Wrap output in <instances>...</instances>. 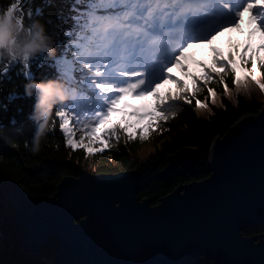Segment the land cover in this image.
Listing matches in <instances>:
<instances>
[{"label":"water","instance_id":"obj_1","mask_svg":"<svg viewBox=\"0 0 264 264\" xmlns=\"http://www.w3.org/2000/svg\"><path fill=\"white\" fill-rule=\"evenodd\" d=\"M260 116L264 107L258 114L242 117L214 140L210 176L180 184L155 205L138 196L147 178L136 170L93 173L79 167V175L64 177L51 198L29 193L13 177L1 180V196L15 210L14 222L23 229L19 246L39 256L56 237L62 250L53 261L60 264H168L198 257L211 264H264V235L244 234L264 224ZM199 158V149L185 147L169 157L160 176L169 180L177 170L186 176ZM113 196L120 197L114 205L110 203ZM113 207L121 210L113 212ZM84 220L87 223L82 225Z\"/></svg>","mask_w":264,"mask_h":264},{"label":"snow or ice","instance_id":"obj_2","mask_svg":"<svg viewBox=\"0 0 264 264\" xmlns=\"http://www.w3.org/2000/svg\"><path fill=\"white\" fill-rule=\"evenodd\" d=\"M22 4L23 0H20L12 5V9L21 8ZM245 9L253 12L251 19L257 22V29L264 32V0H73V6L65 18L66 22L71 20V25L65 29L66 39L59 43V51L48 63L55 74L53 79L66 82L74 90L71 99L58 106V110L52 111L50 116L59 118L58 128L66 135L69 148L83 147L92 154L97 144L103 150L110 146L114 138L119 141L122 133H127L126 139H135L136 135L128 133L127 127L112 120L113 113L121 111L117 106L129 96L139 99L155 97L154 109L140 113L141 119L153 118L146 129L137 130L141 139H147L146 130L159 127L161 122L175 116L177 102L191 103L189 97L202 91L200 85L209 84L214 76L221 77L225 92L228 91V85L223 76L229 72L233 74L237 86L250 79L264 90V71H261L264 69V56L259 54V51H264V45L251 54L249 45L241 50L238 43L233 44L227 56L216 52L212 65L201 62L205 69L203 74L189 73L191 86L173 72L176 65L187 72V65L182 64L181 58L193 44L211 43L226 29L240 28ZM39 59L34 56L26 57L23 61H8V65L0 72V91L3 90L5 78L10 79L8 73L13 62L19 65L20 74L27 80H34L36 77L32 65L34 60L38 62ZM37 66L42 65L37 63ZM169 81L175 83L176 90H167L162 96L159 89ZM207 91L215 102V90L209 87ZM196 104L206 107L199 100ZM260 120L264 140V116H260ZM110 123L111 128L100 132ZM70 125H74V128ZM76 130L82 133L79 141L74 139ZM214 151L216 155L218 142ZM17 195L26 199L21 192ZM117 199L120 197L113 196L110 203L114 205ZM123 206L124 201L121 200ZM120 210L112 208L113 212ZM86 223L87 220H84L82 225ZM13 264L60 262L21 259ZM64 264L112 262L73 261ZM127 264L152 262L132 261ZM168 264H209V261L193 258Z\"/></svg>","mask_w":264,"mask_h":264},{"label":"trees","instance_id":"obj_3","mask_svg":"<svg viewBox=\"0 0 264 264\" xmlns=\"http://www.w3.org/2000/svg\"><path fill=\"white\" fill-rule=\"evenodd\" d=\"M13 2L14 0H0V8H7ZM15 2L19 3L20 0ZM72 6L73 0H23L19 10L25 24L32 19H39L47 26V33L55 39L59 51V43L66 39L65 29L71 25V20L66 22L65 18L69 15ZM251 37L240 47L243 50L249 45V54L254 50L259 51L262 46L255 42L254 33ZM230 50H232L231 45L227 48L228 53ZM215 54V51L209 49L207 55L202 54L193 64H188L183 59L182 64L187 65V72L182 71L179 65L174 73L191 86L192 78L189 73L203 74L205 69L201 62L212 65ZM259 54L264 56V51H259ZM37 57H40L39 61L34 60L32 65L36 77L34 80L54 78L53 69L48 66L51 58L46 54ZM37 63L42 66H37ZM6 65H8L7 60L0 62V72ZM248 67L251 68V65L249 64ZM8 77L10 79L5 78L3 90L0 91V126H3V133L0 134V183L5 178L13 177L29 193L50 198L54 196L58 184L64 177L78 176L79 167H82L93 173L136 170L147 178L139 186L138 196L141 199L149 198L153 205L158 204L180 184L200 181L210 176L209 163L214 140L218 136H224L242 117L258 114L264 107V90L260 91L259 86L250 79L237 86L233 74L229 72L223 76V80L228 85L227 92L224 90L221 77L214 76L209 84L200 85L202 91L189 97L191 103L177 102L175 116H170L167 121L161 122L159 127L146 130L147 139H141L137 130L146 129L153 118L141 119L140 113L154 109L155 97H148L150 107L147 110H131L124 116L112 117L114 122L119 121L127 127L128 133H134L135 139H126L127 133H122L119 141L114 138L110 146L103 150H100V145L97 144L93 153L89 154L83 147L69 148L66 135H63L62 130L58 128L59 118L53 115L49 118L48 131L42 139L40 150L33 152L30 146L36 133L37 121L32 117L37 98L35 94L31 97L27 96L24 85L30 80L20 74V67L15 62ZM169 84L167 87H160L159 92L162 96L167 90H176L174 82L170 81ZM209 87L216 92L215 102L209 96L207 91ZM240 87L246 91L245 94L240 92ZM228 93H232L235 100L229 98ZM197 100L206 107H198ZM56 110L58 109L54 108L53 112ZM133 112L137 115H131ZM54 121L57 123H53ZM70 126L74 128V125ZM111 126V123L105 125L100 132ZM81 135L82 133L76 130L74 139L79 141ZM104 143L109 142L104 141ZM185 147L200 150V158L194 171L183 176L177 170L169 180L161 178L160 173L168 165L169 157ZM14 218L15 210L3 200L0 189V237H2L0 264H13L14 261L21 259L53 261L54 256L62 250L57 238L52 237L39 256L32 255L19 246L23 229L14 222ZM244 234L264 235V224L259 228H248ZM197 259L205 260L203 257Z\"/></svg>","mask_w":264,"mask_h":264},{"label":"clouds","instance_id":"obj_4","mask_svg":"<svg viewBox=\"0 0 264 264\" xmlns=\"http://www.w3.org/2000/svg\"><path fill=\"white\" fill-rule=\"evenodd\" d=\"M14 2L7 8H0V62L5 60L23 61L26 57L46 54L53 58L57 54V43L48 35L47 26L39 19L25 24L19 8L12 9ZM28 96L36 95L33 119L37 121L36 133L31 151L38 152L43 137L48 131V120L54 108L67 103L73 91L70 86L58 79L30 80L25 85ZM3 126H0V134Z\"/></svg>","mask_w":264,"mask_h":264},{"label":"rangeland","instance_id":"obj_5","mask_svg":"<svg viewBox=\"0 0 264 264\" xmlns=\"http://www.w3.org/2000/svg\"><path fill=\"white\" fill-rule=\"evenodd\" d=\"M252 15L253 12L249 11L248 9H245L243 12V18L240 23V28L226 29L225 31L217 35L212 40L211 43L193 44L191 47H189L186 50L185 55L181 58V60L184 59L188 64H193L194 61H196L199 57L202 56V54L207 55L209 49L215 52H219L225 56L228 53L227 48L230 45L233 47V44L238 43L239 46L242 47V44L246 40L252 38L251 36L253 33L255 37V42L264 45V32H261L258 29H256V27H254L257 24V22L251 19ZM178 66L179 65L173 67V72H176V68ZM169 82L162 84L161 87L169 86L170 85ZM259 90L261 91L260 87ZM240 92L244 94L246 93V91L242 87H240ZM228 96L229 98L235 100V97L232 93H228ZM117 107L121 109V111L113 113L112 117L124 116L131 110L134 111L147 110L150 107V101L149 98L139 99L129 96L126 98L125 101H122L121 104L118 105Z\"/></svg>","mask_w":264,"mask_h":264}]
</instances>
